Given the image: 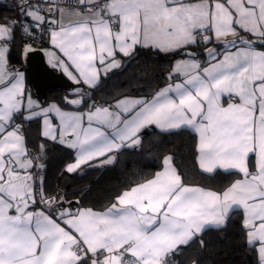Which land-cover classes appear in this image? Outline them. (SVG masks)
Here are the masks:
<instances>
[{
    "label": "snow or ice",
    "instance_id": "6c2138e0",
    "mask_svg": "<svg viewBox=\"0 0 264 264\" xmlns=\"http://www.w3.org/2000/svg\"><path fill=\"white\" fill-rule=\"evenodd\" d=\"M18 10L20 22L0 24V264H176L184 247L203 246L202 234L226 227L235 210L264 264V0H19ZM17 27L47 30L67 61L53 67L90 89L122 67L118 54L131 57L138 47L187 58L151 99L82 111L91 96L79 95L65 98L74 111L42 107L26 93L24 74L9 68ZM213 42L222 47H207ZM201 46L205 60L192 51ZM17 119L41 120L43 138L76 151L69 173L114 164L155 126L191 129L201 171L240 178L222 191L188 185L168 155L103 211L72 210L65 194L45 191L35 171L44 168V146L31 155Z\"/></svg>",
    "mask_w": 264,
    "mask_h": 264
},
{
    "label": "trees",
    "instance_id": "16d2710c",
    "mask_svg": "<svg viewBox=\"0 0 264 264\" xmlns=\"http://www.w3.org/2000/svg\"><path fill=\"white\" fill-rule=\"evenodd\" d=\"M13 15L7 1L0 0V23L7 22ZM241 33L247 35L241 31ZM47 41L37 44L42 46ZM20 41L11 46V60H21ZM216 46L215 42L207 47ZM202 60L204 46L195 48ZM176 53H163L149 48H137L131 57H122L123 64L114 69L108 76L102 77L99 86L90 89L83 84L72 91L47 93V101H56L66 108H73L65 103V98L79 95L91 96L80 109L87 108L93 102L96 105H112L115 100L124 95H143L147 98L170 81L167 79L173 71V63L181 56L173 57ZM175 79V77L173 78ZM77 90H80L78 93ZM75 108V107H74ZM147 129L142 130L140 135ZM26 134L30 137L29 122ZM28 140V139H27ZM44 146L42 163L44 164L45 182L48 195L57 191L65 194V199L72 201L65 207L105 209L109 207L123 190L134 183L151 178L161 169L164 157H174V164L184 177L188 185H197L222 191L239 175L218 171L209 175L201 171L197 164L196 143L197 135L190 129L175 132H163L157 129L141 136V148L122 151L114 164L103 167L82 166L75 173L66 171L65 166L73 160V154L62 145L40 138ZM38 154V148L31 150ZM34 154V155H35ZM36 156V155H35ZM79 201V204L75 203ZM243 213L235 210L227 221L226 227L210 228L202 234L203 246L199 241L183 248L180 255H176V264H256V253L248 246L246 236L241 228Z\"/></svg>",
    "mask_w": 264,
    "mask_h": 264
},
{
    "label": "crops",
    "instance_id": "0c3cea01",
    "mask_svg": "<svg viewBox=\"0 0 264 264\" xmlns=\"http://www.w3.org/2000/svg\"><path fill=\"white\" fill-rule=\"evenodd\" d=\"M12 16V15H11ZM70 19V18H65V22H67V20ZM8 22H1L0 24H7ZM242 36H247L243 33H241ZM14 36H15V39L13 41V43L11 44V46L13 44H16V47H17V43L20 41L19 40V36L17 34V32L15 31L14 32ZM229 39H232V37H229ZM37 44H33V43H30L28 44L27 46H31L32 50L34 49H41L45 55V58H46V61L47 63L49 64L50 67H52L53 69H55L56 71H59V72H62L64 73L71 81H73L63 70H62V67L60 66H57V67H53V64L56 63V61L59 59V60H63L65 62L66 61V58L63 57V54L59 52L58 49H56L50 42V36L48 37V40H47V43H44L42 44V46H36ZM11 46H10V51H11ZM212 47H216V46H210L209 48H212ZM19 49H20V53H21V59L23 58L24 59V56L26 54V49L24 51H21V48H20V45H19ZM261 50H264V49H261ZM11 53V52H10ZM9 53V56H8V60H9V67L11 64L15 63V62H12L11 60V55ZM122 55H119L117 56V59L120 61L121 65L123 64V59H122ZM187 57H183L181 56L180 58H177L173 65L175 64V62L179 59H186ZM201 59V58H200ZM202 60V59H201ZM69 71H72L73 74H75V69L74 68H71L69 69ZM18 72H22L24 74V86H25V90H26V93H28L31 97V99L37 103H39L42 107H48L52 104H55L57 106H59L62 110H68V111H74V110H77L76 108H66V107H63L62 105H60L58 102L56 101H49V102H46V103H42L32 92V90L28 89V85H29V79H28V74L23 72V71H18ZM178 79L177 77H175L174 80ZM74 82V81H73ZM75 83V82H74ZM170 83V82H169ZM168 84V83H167ZM167 84H165L163 87L159 88L155 93L159 92L162 88H164ZM86 86V85H85ZM87 87V86H86ZM124 97H129V98H147L146 96H143V95H124L120 98H118L117 100L114 101V103L112 105H114L116 103V101L124 98ZM151 97L147 98V99H151ZM99 105H105L107 106L106 104H99ZM98 105V106H99ZM79 110H82V111H87L88 110V107L87 108H83V109H79ZM29 122V131H30V137L31 139H29V136L26 134V131L24 133L25 137H26V142H27V147L28 149L30 150V152H32L31 150L33 148H38V154L40 155L41 154V150H40V145H42L40 143V138L44 139V140H48V139H45L42 137L41 135V126H42V121L39 120V119H36L34 121H28ZM58 123L57 120L53 119V124H56ZM150 127H153L154 129H157V130H160L158 128H156L155 126H150ZM147 129V128H146ZM191 130V129H190ZM161 131V130H160ZM192 131V130H191ZM194 132V131H193ZM195 133V132H194ZM197 135V140H198V134ZM141 136V135H140ZM28 139V140H27ZM50 141V140H49ZM57 143V142H56ZM59 144V143H58ZM61 145V144H60ZM63 147H66L72 154H73V160L71 162H69L66 166H65V169L67 168V166L69 164H72L74 163L75 159H76V151L74 149H69L66 145H62ZM33 153V152H32ZM44 153V152H43ZM35 154V153H34ZM37 155V153L35 154ZM43 170V173H44V178H43V186H44V189L45 191L47 192L48 194V189L46 188L47 187V182H45V171H44V168L42 169ZM222 171V170H220ZM240 178L239 176H237L235 179H238ZM234 179V180H235ZM233 180V181H234ZM232 181V182H233ZM231 182V183H232ZM230 183V184H231ZM229 184V185H230ZM192 186H197V185H192ZM202 187V186H201ZM205 188V187H204ZM207 189H211V188H207ZM214 190V189H212ZM93 209V208H92ZM106 209V208H105ZM94 210H97V211H103L104 209H94Z\"/></svg>",
    "mask_w": 264,
    "mask_h": 264
},
{
    "label": "water",
    "instance_id": "95a60500",
    "mask_svg": "<svg viewBox=\"0 0 264 264\" xmlns=\"http://www.w3.org/2000/svg\"><path fill=\"white\" fill-rule=\"evenodd\" d=\"M192 51L198 53L196 49H192ZM177 56L181 55L179 53L173 55V57ZM24 62L28 74L29 86L33 94L42 103H46L47 93L72 91L80 86V84L71 81L64 73L50 67L41 49H34L31 52H26ZM78 97L79 96L68 99H76ZM153 129V127L147 128L141 136L144 137ZM140 148L141 147H138L136 149L139 150Z\"/></svg>",
    "mask_w": 264,
    "mask_h": 264
},
{
    "label": "built area",
    "instance_id": "2783aa9c",
    "mask_svg": "<svg viewBox=\"0 0 264 264\" xmlns=\"http://www.w3.org/2000/svg\"><path fill=\"white\" fill-rule=\"evenodd\" d=\"M4 1L8 2L11 10L13 11V15L8 19L7 22H20L22 20V17H21L20 11L18 10L19 0H4ZM15 31L17 32V34L19 36L21 51H24L28 44H30V43L40 44V43L47 41L48 37H49L47 30H44V31L33 30L31 35L24 33L20 27H17L15 29ZM9 68L14 69L16 71H23V72L27 73L26 65H25L23 58L20 61L11 64ZM27 88L31 90L29 85ZM27 122L28 121H23L22 119L16 120V123H18V124L22 123L23 124L24 133L26 131ZM30 154L35 156L34 154H32V152H30ZM35 171L39 172L40 176L42 178H44L43 170L36 169ZM58 192L59 191H57L56 193H58ZM59 193H61V192H59Z\"/></svg>",
    "mask_w": 264,
    "mask_h": 264
}]
</instances>
